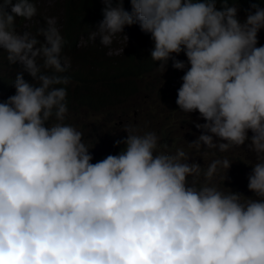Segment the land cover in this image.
I'll list each match as a JSON object with an SVG mask.
<instances>
[{"label":"clouds","instance_id":"clouds-1","mask_svg":"<svg viewBox=\"0 0 264 264\" xmlns=\"http://www.w3.org/2000/svg\"><path fill=\"white\" fill-rule=\"evenodd\" d=\"M104 4L90 38L109 45L137 23L151 34L158 67L184 70L180 110L206 121L191 146L227 152L247 143L255 195L218 186L227 157L203 168L132 125L116 141L122 150L94 163L83 132L66 123L71 58L59 27L49 19L38 34L18 32L36 3L2 0L0 49L22 70L15 94L0 101V264H264V6L251 4L241 20L229 0Z\"/></svg>","mask_w":264,"mask_h":264},{"label":"rangeland","instance_id":"rangeland-1","mask_svg":"<svg viewBox=\"0 0 264 264\" xmlns=\"http://www.w3.org/2000/svg\"><path fill=\"white\" fill-rule=\"evenodd\" d=\"M38 15L40 22L47 25L52 19L58 24L62 11V0H38ZM60 3V4H59ZM59 4V5H58ZM248 10V9H247ZM247 15L240 9L239 17L243 20ZM41 25L39 22H30L29 26ZM134 25L126 26L124 33H117L111 44L104 45L99 38L93 40L89 33L81 40V45H87L90 51L103 49L108 53V57L121 60L126 48L132 46L133 34L136 29ZM19 32V29H17ZM137 32L142 45V56L140 61H147L151 57V50L154 41L147 43L145 32L138 26ZM134 42V41H133ZM259 43L264 45V29L259 33ZM152 46V47H151ZM181 60H187L184 53L178 56ZM184 70L176 69L172 62L166 69L157 67L151 74H147L140 79H135L136 88L129 91L130 96L122 98L123 104L108 110H90L80 108L76 111H69L66 123L75 125L83 132V139L88 144L94 155L93 162L104 159L110 153L116 154L117 140H123L128 133L125 130L127 125H132L143 134L145 131H155L160 136L161 145H167V150L175 152L178 148H183L191 157L190 162H199L203 168L217 158L227 157L231 160L232 166L228 170H221L216 177L218 186L224 191H237L245 196L255 194L248 188V176L252 172L253 164L256 162L255 153L247 148V143L243 146H236L227 152L218 149L201 148L197 150L191 146L202 133V129L196 127V123H205L199 111L186 113L180 110L177 104L178 89L183 81ZM12 92H0V101L5 100ZM183 122V123H182ZM173 128V129H172ZM249 135H252L249 132ZM204 177H189L190 182L203 183Z\"/></svg>","mask_w":264,"mask_h":264},{"label":"trees","instance_id":"trees-1","mask_svg":"<svg viewBox=\"0 0 264 264\" xmlns=\"http://www.w3.org/2000/svg\"><path fill=\"white\" fill-rule=\"evenodd\" d=\"M34 2L37 6L39 1ZM232 3H239L240 9L244 12L250 9L253 3L264 6V0H229V4ZM124 4L131 10V0H124ZM104 7V0H62V11L57 26L66 40L64 54L71 58V68L66 73L71 77V82L67 86L69 111L80 108L108 110L123 104L122 98L130 96L129 91L133 89L134 92L136 88L134 80L153 73L158 67L159 62L152 60L151 57H148L147 61H140L142 56L140 38L143 35L140 36L137 32L138 23L134 25L136 31L133 34L132 46L126 48L121 60L108 57V53L101 48L90 51L89 45L86 47L81 45V40L95 31L102 21ZM37 15L32 19L18 18L16 26L19 32L38 34L41 27H46L45 23L40 22V13L39 18L35 19ZM31 20L41 25L29 26ZM144 35L147 37V43L153 42L151 34ZM40 39L43 40L44 37L41 36ZM20 70L21 66L10 64L7 52L0 49V92L15 94L16 89L12 83ZM25 78L32 79L27 73ZM123 147L124 145H120L116 148V154Z\"/></svg>","mask_w":264,"mask_h":264}]
</instances>
